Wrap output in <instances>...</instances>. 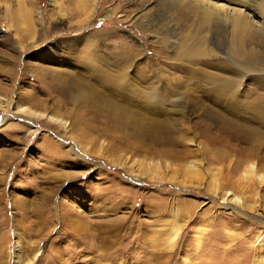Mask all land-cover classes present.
<instances>
[{"label":"rangeland","instance_id":"1","mask_svg":"<svg viewBox=\"0 0 264 264\" xmlns=\"http://www.w3.org/2000/svg\"><path fill=\"white\" fill-rule=\"evenodd\" d=\"M0 264H264V0H0Z\"/></svg>","mask_w":264,"mask_h":264},{"label":"bare ground","instance_id":"2","mask_svg":"<svg viewBox=\"0 0 264 264\" xmlns=\"http://www.w3.org/2000/svg\"><path fill=\"white\" fill-rule=\"evenodd\" d=\"M19 6H20V8H19V9H20V16H19V18H18V20H19V21H18L19 24H18V26H17V28H16V32H17V34H20V31H21V25H20V24H21V23H23V24L25 23V24L27 25V28L25 27L26 25L24 26V27L26 28L25 31H28V32L31 33V32H32V30H31V25H32V24L29 25L28 22H25V21H26L25 18H26V16L28 15V14H27V10L23 7L22 2L19 3ZM10 11H11V10L9 9L8 12H10ZM12 12H14V11H12ZM25 13H26V14H25ZM13 15H14V14H13ZM15 18H16V17H15ZM16 19H17V18H16ZM30 20H31V18H30ZM30 20H29V21H30ZM30 22H31V21H30ZM16 23H17V20H16ZM32 27H33V26H32ZM23 31H24V30H23ZM23 31H22V32H23ZM31 35H32V34H31Z\"/></svg>","mask_w":264,"mask_h":264}]
</instances>
